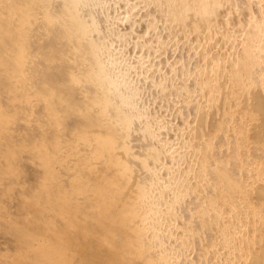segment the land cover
Masks as SVG:
<instances>
[{"label": "bare ground", "instance_id": "bare-ground-1", "mask_svg": "<svg viewBox=\"0 0 264 264\" xmlns=\"http://www.w3.org/2000/svg\"><path fill=\"white\" fill-rule=\"evenodd\" d=\"M221 1L118 0L110 15L104 0H0V264H264V137L242 130L254 111L227 104L264 79V13L239 18L233 51L238 0L221 4L229 19ZM109 17L143 51L130 65L154 112L113 68ZM206 31L228 38L208 35L217 55L197 51ZM199 109L212 124L190 119ZM172 111L182 126L166 138Z\"/></svg>", "mask_w": 264, "mask_h": 264}, {"label": "rangeland", "instance_id": "rangeland-1", "mask_svg": "<svg viewBox=\"0 0 264 264\" xmlns=\"http://www.w3.org/2000/svg\"><path fill=\"white\" fill-rule=\"evenodd\" d=\"M103 1V0H102ZM101 0H100V2H102ZM113 1V3L111 2V0H104V2H106V3H103L102 2V5L104 6L105 5V8L104 7H102L101 6V10H100V12L102 11V13H104V12H107V14L109 13L110 15H112V14H115L116 13V10H114V9H116L117 7H116V5H115V3H114V1L116 2V1H118V0H112ZM225 0H223V2L221 3V2H219V3H217V4H215L214 6L216 7V8H218L217 10H218V14H220L221 13V11H226L225 10V8L224 7H227V6H224L223 4H225V5H227L226 4V1L224 2ZM246 1H248L249 2V5L251 6V11L252 12H250V6L248 7V4L246 5ZM216 2H218V0H216ZM244 2V3H243ZM251 2V3H250ZM239 3L240 4H243L244 6L242 7V5H239ZM108 4V5H107ZM110 4V5H109ZM224 6H222V5ZM252 4H253V6H252ZM111 5H113V7L111 6ZM220 5H221V7L224 9H222L221 11H220ZM235 5H237V6H235ZM246 5V6H245ZM110 6V7H109ZM240 6V7H239ZM260 6V8L262 9H258V7ZM115 7V8H114ZM239 9H238V8ZM106 8H107V10H106ZM232 8L233 9H238L239 11H237L236 10V12L237 13H235L234 12V14H233V17H232V20H230V21H228L226 18V20L228 21H226L225 22V24H227L228 26H230L231 28H233V26L234 25H232L231 26V24H235V27L237 26V24H239V23H237V21L239 22L240 21V19H241V21L242 22H244V23H246L247 21L249 22H252V20H253V18H255V17H259V18H261V16H262V11H263V13H264V0H238L237 1V4H234V6L232 5ZM231 8V9H232ZM242 8V9H241ZM243 8H245L246 10L244 11V9ZM247 8L249 9L248 10V13L250 12L251 14H248L246 11H247ZM229 10V8H227V11L226 12H228V13H223V15L222 16H224V17H226L227 16V18L229 19V17L231 16V12H229V11H235V10ZM106 10V11H105ZM112 10H113V12H112ZM253 10H254V13L256 14H254L253 13ZM115 11V12H114ZM227 14V15H226ZM255 16V17H252L253 15ZM221 15V14H220ZM226 15V16H225ZM264 15V14H263ZM114 17V16H113ZM224 17H223V19H224ZM218 18H221L220 16H218ZM231 18V17H230ZM234 18H236L235 20H234ZM240 18V19H239ZM109 20V22L107 21V22H105V25L108 27V25L107 24H109V30H111V32H112V34L111 35H113V37L115 38H112V41H111V43H112V48H113V50H115V52H114V57H115V59H114V61H113V65H114V69H115V71H118V74H123V75H121L120 74V76H121V78L124 80L123 81V85L125 84V86H129V84L131 85V84H134V85H131V88L132 89H136V90H134L135 92H139L140 94H139V96L137 97L138 99H136L135 100V102L137 103V106H139L138 104H146V106H149L150 107V105H151V107L149 108H147L148 110H149V112H154V110H155V108H157V106L155 105L156 103V101L154 100L155 99V94L153 93V95L155 96H153L152 95V92H149V90H147V88L146 87H143L142 85L144 84V83H146V84H148L149 82H145L143 79H141L140 77L138 78V76H135L136 75V73L132 70L133 68H132V66L130 65L131 64V61H132V64H133V62H134V60H135V58H134V56L136 57L137 55H138V53H140V52H143V51H138L137 49H133V47L131 46V44H130V41L128 40L129 38L128 37H126L125 35H123V37H119V39L121 38V40H119L118 38V42H117V39H116V35H114L113 34V32L115 33V30H117V28L114 26V25H116V23H117V21H115L114 20V22H113V18H108ZM222 19V18H221ZM222 19V22L224 21ZM189 20V19H188ZM220 20V19H219ZM199 21H200V18L197 20V22L199 23ZM116 22V23H115ZM221 22V21H220ZM235 22V23H234ZM247 22V23H248ZM115 23V24H114ZM237 23V24H236ZM111 24H112V26H111ZM128 24V22L126 23V24H123L122 26H125V25H127ZM199 24H202L203 25V23H202V20H201V23H199ZM104 25V26H105ZM122 26L120 25V28H122ZM191 25H188V28L190 27ZM201 26V25H200ZM235 27L233 28L234 30L232 31V34L231 35H227L228 37L229 36H233V33L235 32L236 33V35H235V37L233 36V37H230V39L228 40V38H227V36H226V38H225V40L224 39H222L221 37H220V35H219V37L217 36V34L216 33H210V35L209 34H207L208 32H210V31H206L204 34H205V36H204V38H205V40H203L204 38H202V39H199V41H198V48L199 49H197V51L198 52H200L199 54H201L202 52H201V50H203V48H204V50H205V47H206V49L208 50H205L203 53H207L208 54V56L210 57L211 55H217L216 53H214V51L212 52V50L213 49H211L212 48V41L213 42H216L217 40H219V41H217V42H221V43H223L224 41H227V42H225L226 44H228V45H230V44H232L230 47H232L231 49L234 51H239L240 49H242V43H240V42H242V40H243V38L244 37H246V33H247V30H249V28H247V27H245V26H243V25H238V27H239V29H241V28H243V29H241V31L242 30H245V31H243L242 33H241V31L239 30V29H237L238 27H236V29H235ZM112 28V29H111ZM203 28V27H202ZM261 28H263V31H264V23H262L261 24ZM189 29H191V27L189 28ZM237 31H238V33H237ZM191 33V32H190ZM195 34L196 33H191V35L189 36V38L187 37V39H191V37H192V39H193V37H195ZM213 34H216V39H215V35H213ZM208 35L211 37V35H212V38H213V40L211 39L210 41H209V39H210V37L208 38ZM206 36H207V38L208 39H206ZM236 36H237V38H236ZM218 37V38H217ZM128 38V39H127ZM234 38V39H233ZM239 38V39H238ZM240 38H241V40H240ZM114 39V40H113ZM125 39V40H124ZM126 39H127V41H126ZM235 39L237 40V42L235 41ZM116 40V41H115ZM123 40V41H122ZM201 40V41H200ZM216 40V41H215ZM231 40H233V41H231ZM122 41V42H121ZM203 41H205V42H203ZM115 42V43H114ZM202 44H201V43ZM208 42H209V44L211 45H208ZM216 42V43H217ZM231 42H235V43H231ZM204 43V44H203ZM238 43L242 46H239L238 45ZM116 44V45H115ZM200 44H201V46H200ZM214 44V43H213ZM235 46H234V45ZM207 45V46H206ZM258 45L259 46H255V48H256V53L259 55V56H261V57H263V59H264V41L262 40L260 43H258ZM122 46V47H121ZM200 46V47H199ZM234 46V47H233ZM239 47H240V49H239ZM202 48V49H201ZM118 49H120V50H118ZM211 49V50H210ZM239 49V50H238ZM117 50V51H116ZM136 50V51H135ZM215 50V49H214ZM120 51V52H119ZM121 51H123V52H121ZM117 52H118V54H117ZM133 52H135V53H133ZM211 52V53H210ZM198 53H196V55H197ZM115 55H117V56H115ZM120 56V58H119V56ZM129 55V56H128ZM202 55V54H201ZM207 56V57H208ZM116 57H117V62L115 61L116 60ZM132 57V58H131ZM195 56L192 58V60H193V62L195 61ZM131 59V60H130ZM129 60H130V62H129ZM125 61H126V64L124 65V63H125ZM114 62H115V64H114ZM192 61H191V63H193ZM224 62V61H223ZM227 62V61H226ZM226 62H224V65H230V63H226ZM128 63V64H127ZM122 65V66H121ZM127 65H128V67H127ZM124 66V67H123ZM126 66V67H125ZM115 67H117V68H115ZM120 67V68H119ZM119 69V70H118ZM130 69V70H129ZM124 71H125V73H124ZM120 72V73H119ZM127 72V73H126ZM131 73V74H130ZM127 74V75H126ZM132 75V76H131ZM126 76V77H125ZM129 76V77H128ZM263 77H264V75H262ZM124 77H125V79H124ZM162 78V77H161ZM160 78V79H161ZM133 79V80H132ZM138 79H139V81H138ZM163 79V78H162ZM134 81V82H133ZM164 81V84L165 83H168V79H166L165 80V78L162 80V82ZM143 82V83H142ZM136 83H137V85H136ZM142 85H141V84ZM141 86H140V85ZM145 84V86H147ZM136 85V86H135ZM137 87V88H136ZM140 87H142V88H140ZM145 88V89H144ZM225 88V87H224ZM138 89H140V90H138ZM142 90V92H140ZM147 90V91H146ZM226 91V90H225ZM224 91V92H225ZM151 93V94H150ZM223 94V93H222ZM49 95V94H48ZM50 96V95H49ZM53 96L55 97L56 95H53L52 94V97L51 98H53ZM197 96V95H196ZM58 97V96H57ZM139 98H141L140 100H139ZM224 98V96L222 97L221 96V99H223ZM48 99V98H47ZM50 99V98H49ZM48 99V100H49ZM197 99H199L200 100V98L198 97ZM52 99H50V101H51ZM199 100H198V102H199ZM140 101V102H139ZM142 101L144 102V103H142ZM146 101V102H145ZM150 101V102H149ZM197 101V100H196ZM201 101V100H200ZM152 102V103H151ZM51 103V102H50ZM150 103V104H149ZM147 104H149V105H147ZM154 104V105H153ZM228 104V107L230 108H232L231 110L232 111H236V112H241V110L243 109V108H247V109H250L251 111H254L255 113L254 114H250L249 116H246V118H248L249 120H248V123H247V126L246 125H244V127L242 128V130L244 131V133H245V131H249V133H253V132H255V131H257L258 132V136H263L264 137V79L261 81V82H254V85L251 87V88H249V90H247V91H245V92H241L240 93V104H239V107L238 106H235L236 104H233L232 102H228L227 103ZM136 105V104H135ZM153 105V106H152ZM232 105V106H231ZM233 105H234V107H233ZM228 107H226V108H223V110L225 111V110H229V108ZM228 108V109H227ZM154 109V110H153ZM198 110V109H197ZM197 110H193V113H192V115L191 116H189L190 117V119L192 120V121H195V119H196V121H197V117H199L200 115H204L205 113H206V110H204V112H203V109H199V111H197ZM202 110V111H201ZM171 112V111H170ZM173 112V111H172ZM201 114H200V113ZM210 112L212 113V116H215L214 114H216L218 111H217V108L216 109H212L211 108V110H210ZM10 112H8L7 111V114H9ZM199 113V114H198ZM229 113H230V111H229ZM60 114H62V113H60ZM173 114V115H172ZM172 114H170L172 117H173V124H172V127H173V130L172 129H170V132H169V134H166L165 132H163V134H161V136H163L164 134V136H166V138H169V136H170V134L172 133V132H176V128L179 126V125H181V122H182V120H181V118L179 117V115L178 116H174L175 115V112H173ZM177 115V114H176ZM193 115H194V120H193ZM197 115V116H196ZM199 115V116H198ZM207 113L204 115V117H203V120H201V121H199V123H203V122H206L208 125H210V123L212 124V122H213V119H211V114H209L208 115V118H207ZM8 116V115H7ZM176 117V120L178 119V121H175V118ZM206 119H208V120H206ZM54 121L51 123V121H49V120H45L46 121V123H48V124H50L51 123V125H46V127H52V128H54V127H59V128H62V127H64L65 125H66V122H67V120L68 119H62L61 117H59V118H57V119H53ZM175 121V122H174ZM212 121V122H211ZM33 123L35 122V121H32ZM32 122H30V121H25V122H18L19 124H20V126L19 127H25L26 128V124L28 125L27 127L28 128H26L27 130L30 128V126L31 127H34L35 125H37V123L35 122L34 124L32 123ZM37 122H40V120L39 121H37ZM16 123V122H10V124L13 126L14 124ZM29 123L31 124V125H29ZM42 124H44L43 122H41ZM45 123V124H46ZM55 123V124H54ZM17 124V123H16ZM24 124V126H22ZM33 124V125H32ZM57 125V126H56ZM177 125V126H176ZM182 126V125H181ZM36 127V126H35ZM171 127V128H172ZM16 128H18V125H17V127ZM1 130V129H0ZM27 130L26 131H24V132H27ZM2 131H4V129L2 130ZM1 132V131H0ZM195 132V131H194ZM192 134H189L188 132L187 133H183V135L184 134H186V137H185V135L183 136V137H185V138H182L181 136H180V139L182 140H184V139H192V141L194 142H197L198 141V138H199V136H197L196 137V133H193V132H191ZM23 134V133H22ZM195 134V135H194ZM191 135V136H190ZM193 135V136H192ZM244 135H250V134H247V132H246V134H244ZM190 136V137H189ZM196 137V138H195ZM75 138H78V137H76L75 136ZM75 138H74V140H75ZM195 138V139H194ZM180 139H178V138H176L175 139V141L176 142H178V141H180ZM190 139V140H191ZM84 140V139H83ZM83 140L81 141V142H83ZM182 140V141H183ZM5 141V140H4ZM76 141V140H75ZM80 142V141H79ZM113 144V143H112ZM112 144H110L111 146H112ZM110 146V147H111ZM107 148L110 150V148H109V146H106V150H107ZM112 148V147H111ZM113 150V149H112ZM112 150H111V153H112ZM109 153V155H107L106 154V152H105V154H104V156H106V157H110V151L108 152ZM41 156V158L39 159V157L38 158H35L34 160L33 159H30L29 160V162L31 161L33 164H34V162H37L38 163V161H39V163L40 162H43V160L45 159V156L44 155H40ZM103 157V156H102ZM106 157L104 158V160L103 159H101V158H99L102 162L104 161V163H103V165L105 166V161H107L108 162V160L110 159L109 157V159L107 158V160H106ZM182 157H179L178 158V163H179V165L180 164H182L181 166H184V164H186L185 163V159H181ZM114 160V159H113ZM182 160V161H181ZM180 161V162H179ZM111 161H109V163L108 164H111V165H109L108 167H107V169H109L110 171L112 170V163H110ZM184 162V163H183ZM32 163H28V167H30L31 165L30 164H32ZM102 164V163H101ZM33 166V165H32ZM106 166H107V164H106ZM105 166V167H106ZM115 168V165H113V169ZM57 169H59V167H57ZM60 171V170H59ZM176 174V176L177 175H179V173H175ZM32 178V177H31ZM33 180V179H32ZM31 180V181H32ZM33 182V184H34V180L32 181ZM34 188V187H33ZM32 188V192H34L35 191V188L33 189ZM34 190V191H33ZM27 202V201H26ZM25 201L22 203V205L23 204H25L26 203ZM16 207V206H15ZM14 208V207H13ZM47 231L48 232H50V230H44V232H46L47 233ZM5 242V241H4ZM7 244V243H6ZM4 246H6V245H2L1 247H2V250H3V248H4ZM5 250V249H4ZM5 252V251H4Z\"/></svg>", "mask_w": 264, "mask_h": 264}]
</instances>
